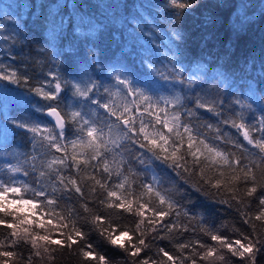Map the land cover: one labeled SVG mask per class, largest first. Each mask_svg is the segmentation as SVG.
Segmentation results:
<instances>
[{"label":"snow or ice","instance_id":"1","mask_svg":"<svg viewBox=\"0 0 264 264\" xmlns=\"http://www.w3.org/2000/svg\"><path fill=\"white\" fill-rule=\"evenodd\" d=\"M161 3L180 41L185 39L183 21L189 10L205 6L195 0ZM44 22L51 25L53 42L77 37L82 28L102 34L106 27L87 13L79 20L54 15L51 20L45 17ZM208 23L214 24L215 18ZM251 23L233 28L235 40L241 39ZM121 54H133V47L124 45ZM148 68L159 71L150 64ZM178 74L173 64L169 76ZM49 75L50 80L32 83L27 73L0 65V82H7L0 83V93L10 85H29L27 91L45 102L37 101L35 111L51 118L48 123L52 125L41 126L23 118L10 121L13 132L31 134L34 146L41 151L32 158L30 170L8 166L9 173L33 175L31 184L13 175L0 177V264H61L65 252L81 258L82 264H111L97 251L89 232L98 233L120 250L125 264H257V254L264 249V118L255 129L261 133L258 139L242 114L238 120L227 116L219 120L218 124L236 129L243 138L233 140L218 124L214 127L198 115L203 109L215 118L223 116V100L218 107L215 101L198 98L192 107H185L181 96L154 94L149 81L137 84L135 72H116L113 87L122 97L117 104L107 87V97L96 98L100 86L91 79L76 80L73 75L76 82H62L58 74ZM68 93L76 98V106H67L70 110L65 111L54 102ZM18 95L25 99L23 93ZM82 101L95 105V110L83 111ZM232 103L239 105L241 113L250 107L239 99ZM0 128L6 131L8 125ZM69 135L73 139L69 140ZM146 160L181 177L183 185L211 204L234 210L239 227L208 226L195 206L182 204L179 186H165L155 175L140 179L138 166ZM73 194L82 202L79 208L62 207L61 201L71 200ZM121 220L129 223L121 225ZM189 232L198 234L197 238L184 239ZM164 240L173 244L175 253L160 246L155 256L149 255L153 245Z\"/></svg>","mask_w":264,"mask_h":264},{"label":"trees","instance_id":"2","mask_svg":"<svg viewBox=\"0 0 264 264\" xmlns=\"http://www.w3.org/2000/svg\"><path fill=\"white\" fill-rule=\"evenodd\" d=\"M117 4L119 7H97ZM141 4L145 7L141 8ZM195 4L205 6L189 10L183 21L185 39L180 41L174 36L169 23L171 17L166 15L161 0H0V65L27 73L32 77V83L46 78L50 80L49 73L58 74L62 82L73 80V75L76 80L91 79L100 86L96 98L107 97L104 92L107 87L117 104L121 103L122 97L116 95L117 89L113 87L115 73L128 75L135 72L133 80L137 84L142 80L149 81L155 87L154 94L181 96L185 107H192V101L198 98L209 103L215 101L218 107L223 100V116L215 118L201 109L198 112L201 120L211 122L215 127L225 116L238 120L242 114L244 122L258 139L261 133L255 129L264 118V0H195ZM85 13L106 26L102 34L82 28L77 37H60L52 41L49 35L51 25L44 22L45 17L51 20L54 15H63L79 20V16ZM212 17L215 18L214 24L208 23ZM249 21L252 23L241 39L235 40L233 28ZM124 45H131L133 54L123 56L121 48ZM149 64L159 71H150ZM173 64L179 74L169 76ZM161 73L169 79H162ZM28 87L23 83L10 85L8 91L0 93V125H8L6 131L0 128V177L7 179L13 175L18 181L31 184L33 175L24 177L22 173H9L8 166L30 170L32 158L38 157L41 150L34 146L31 134L25 135L19 130L13 132L10 121L23 118L41 126L52 125L43 113L35 111L39 97L29 93ZM18 93H23L25 99ZM75 99L70 93L62 94L54 103L69 111L67 106L75 107ZM236 99L250 107L241 113L239 105L232 103ZM81 108L87 112L95 110V105L82 101ZM218 126L227 131L231 139L242 141L236 129L222 123ZM71 139L73 137L69 135ZM138 167L141 169L140 179L155 175L165 186H179L182 204L195 206L194 210L203 215L208 226L239 227L234 210L225 205L211 204L200 193L183 185L181 177L158 166V162L146 160L145 165ZM145 168L148 170L143 171ZM80 203L73 194L71 200H62L61 206L79 208ZM120 223L123 225L129 221L121 220ZM85 231L89 229L85 228ZM197 235L189 232L184 239H195ZM89 238L111 264H125L124 254L104 242L98 233L89 232ZM160 246H167L170 252L175 253L173 244L164 240L157 241L149 255L155 256ZM27 254L24 253L25 256ZM60 260L61 264H82L81 258L68 252ZM256 262L264 264V249L257 254Z\"/></svg>","mask_w":264,"mask_h":264},{"label":"water","instance_id":"3","mask_svg":"<svg viewBox=\"0 0 264 264\" xmlns=\"http://www.w3.org/2000/svg\"><path fill=\"white\" fill-rule=\"evenodd\" d=\"M46 116V115H45ZM47 117V116H46ZM48 120H51V118L47 117Z\"/></svg>","mask_w":264,"mask_h":264}]
</instances>
